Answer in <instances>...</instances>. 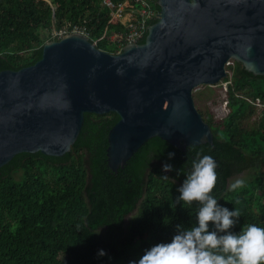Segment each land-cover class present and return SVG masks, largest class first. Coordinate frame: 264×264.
<instances>
[{"label": "trees", "instance_id": "trees-1", "mask_svg": "<svg viewBox=\"0 0 264 264\" xmlns=\"http://www.w3.org/2000/svg\"><path fill=\"white\" fill-rule=\"evenodd\" d=\"M154 4L160 10L158 0ZM67 25L86 28L98 48L119 53L110 37L123 25L102 0H0V71L35 64L42 58L43 33ZM226 69L221 82L227 83L229 113L218 119L210 109L199 110L214 144L182 151L155 137L114 172L108 165V135L120 117L86 113L71 151L60 157L20 153L1 167L0 264H127L137 259L145 248L169 240L177 223H194L196 201L169 205L197 152L217 163L212 189L217 202L240 213L231 230L248 223L264 227V76L237 60ZM162 162L171 163L172 170L163 172ZM237 177L245 184L229 191ZM99 248L105 255H96Z\"/></svg>", "mask_w": 264, "mask_h": 264}, {"label": "water", "instance_id": "water-1", "mask_svg": "<svg viewBox=\"0 0 264 264\" xmlns=\"http://www.w3.org/2000/svg\"><path fill=\"white\" fill-rule=\"evenodd\" d=\"M158 4L144 43L113 54L69 33L45 42L35 64L0 71V168L20 153L71 151L86 113L120 117L108 135L114 172L155 137L182 151L214 144L194 91L219 84L232 60L264 76V0Z\"/></svg>", "mask_w": 264, "mask_h": 264}, {"label": "clouds", "instance_id": "clouds-1", "mask_svg": "<svg viewBox=\"0 0 264 264\" xmlns=\"http://www.w3.org/2000/svg\"><path fill=\"white\" fill-rule=\"evenodd\" d=\"M167 156L171 159L174 153L169 151ZM172 167L171 163H161L165 173ZM216 167L211 155L195 154L177 186L178 195L169 205L175 208L179 201H196L194 223L190 226L177 223L169 240L152 244L137 259H129L127 264H264V227L248 223L239 231L231 230L240 213L236 208L230 210L219 204L212 194ZM163 178L167 179L168 175ZM244 184L245 180L237 177L227 187L233 191ZM96 255H105V250L97 249Z\"/></svg>", "mask_w": 264, "mask_h": 264}, {"label": "built area", "instance_id": "built-area-1", "mask_svg": "<svg viewBox=\"0 0 264 264\" xmlns=\"http://www.w3.org/2000/svg\"><path fill=\"white\" fill-rule=\"evenodd\" d=\"M102 5L123 25L122 31L113 33L110 37L112 42H117L120 50L127 44L138 43L143 39L148 34L149 26L160 15L154 0H102ZM69 33H80L88 38L90 34L84 27L74 25L70 28L67 25L60 31L55 30V37L61 39Z\"/></svg>", "mask_w": 264, "mask_h": 264}, {"label": "rangeland", "instance_id": "rangeland-1", "mask_svg": "<svg viewBox=\"0 0 264 264\" xmlns=\"http://www.w3.org/2000/svg\"><path fill=\"white\" fill-rule=\"evenodd\" d=\"M55 37V29L45 31L43 38L50 41ZM227 83L221 82L218 85H202L194 91L197 108L201 111H213L216 118H224L228 113Z\"/></svg>", "mask_w": 264, "mask_h": 264}]
</instances>
